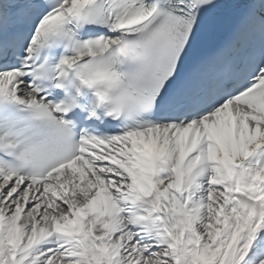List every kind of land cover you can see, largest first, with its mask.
Instances as JSON below:
<instances>
[{"label": "snow or ice", "instance_id": "snow-or-ice-1", "mask_svg": "<svg viewBox=\"0 0 264 264\" xmlns=\"http://www.w3.org/2000/svg\"><path fill=\"white\" fill-rule=\"evenodd\" d=\"M0 264H264V0H0Z\"/></svg>", "mask_w": 264, "mask_h": 264}]
</instances>
